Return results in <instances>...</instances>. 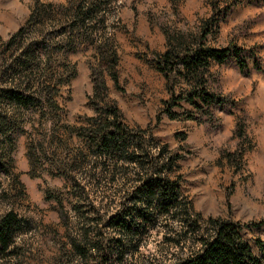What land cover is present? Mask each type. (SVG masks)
<instances>
[{
  "label": "rangeland",
  "instance_id": "obj_1",
  "mask_svg": "<svg viewBox=\"0 0 264 264\" xmlns=\"http://www.w3.org/2000/svg\"><path fill=\"white\" fill-rule=\"evenodd\" d=\"M67 2L0 0V89L15 86L43 94L39 107L0 98V216L12 211L31 225L17 239L15 254L0 264H172L181 258L177 245L185 237L172 218L141 228L131 241L123 239L119 255H112L111 238L118 232L107 220L123 202L134 200L131 166L120 162L102 170L101 160L89 155L77 135L95 115L90 99L91 69L98 65L94 40L108 37L117 52L119 81L116 85L108 73L104 79L121 119L131 128L148 129L180 154L168 175L179 180L192 211L204 221L240 223L243 239L264 259L258 246V241L264 244V224L247 225L264 220V0H115L104 22L94 20L84 34L70 38L60 31L64 10L59 5ZM36 5L41 15L27 38L70 39L75 49L43 55L40 67L24 75L14 67L19 49L4 44ZM167 36L175 43L244 50L247 72L234 59L212 62L204 72L208 90L228 99L215 108L214 121L186 118L196 112L186 101L174 107L177 119L163 112L172 93L191 89L180 76L170 88L154 68L156 56L167 49ZM186 238L187 244L193 240L190 234ZM73 242L90 249L87 255H79Z\"/></svg>",
  "mask_w": 264,
  "mask_h": 264
},
{
  "label": "trees",
  "instance_id": "obj_2",
  "mask_svg": "<svg viewBox=\"0 0 264 264\" xmlns=\"http://www.w3.org/2000/svg\"><path fill=\"white\" fill-rule=\"evenodd\" d=\"M114 1L68 0L66 5H59L64 10L60 31L70 38L75 32L80 35L86 25L94 20L104 22V16ZM40 11L36 5L25 24L4 44L8 48L19 49L14 67L21 68L20 72L24 75L34 67H40L43 55L51 51L73 52L75 49L70 39L63 43V40L54 42L43 37L27 38V30L35 25ZM207 33L208 30H205L202 37ZM109 39L94 40L98 65L91 69L93 91L90 99L95 115L89 118V124L78 128L77 135L87 144L89 155L101 160L99 166L102 170L103 167L109 170L120 162L131 166L134 200L130 205L123 202L107 220L108 227L118 232V236L111 238L115 251L112 255H119L116 250L124 246L123 239L131 241L141 228L153 227L162 219L172 218L177 221L178 231L185 237L182 239L184 243L178 242L177 245L182 252L181 258L172 264H264V259L255 255L251 245L243 239L240 223L215 218L204 221L199 213L192 211L190 202L182 194L179 180L168 175L181 155L171 151L166 144L157 142L148 129L131 128L121 119L120 108L108 100V86L104 79V73H108L116 85L119 81L118 56ZM195 43L180 40L175 43L173 38L167 36V49L155 58L154 68L165 77L170 88L178 76L191 84L187 92L172 93L170 99L164 101L163 112L171 119H177L179 116L173 109L181 101H186L196 107V112L186 113V118L200 123L212 122L216 116L215 108L223 107L228 99L208 90L204 72L208 71L212 62L223 64L234 59L242 72H247L248 64L240 47L213 48L204 46L202 42ZM254 67L260 70L256 59ZM56 91L54 86L50 98ZM37 94L15 86L0 89L3 101L22 107H39L43 94ZM2 167L0 161V169ZM58 212L61 218H65L63 207ZM263 224L264 220H260L247 225L258 227ZM30 228L28 220L12 211L0 216V259L15 254L17 239ZM189 234L193 240L187 244ZM72 240L87 239L85 236ZM72 245L81 256L87 255L90 250L77 242ZM258 246L264 251L262 242L258 241ZM93 247L98 249L97 246ZM108 255L109 252H106V261L109 260Z\"/></svg>",
  "mask_w": 264,
  "mask_h": 264
}]
</instances>
